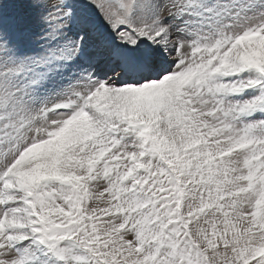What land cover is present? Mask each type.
Returning <instances> with one entry per match:
<instances>
[{"label": "snow or ice", "instance_id": "1", "mask_svg": "<svg viewBox=\"0 0 264 264\" xmlns=\"http://www.w3.org/2000/svg\"><path fill=\"white\" fill-rule=\"evenodd\" d=\"M0 264H264V0H0Z\"/></svg>", "mask_w": 264, "mask_h": 264}]
</instances>
